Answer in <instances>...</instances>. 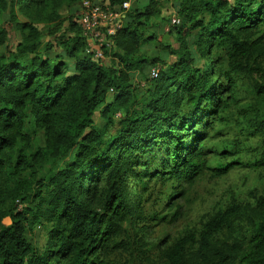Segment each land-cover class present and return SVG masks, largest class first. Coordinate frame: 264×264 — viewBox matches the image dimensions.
Masks as SVG:
<instances>
[{
	"label": "trees",
	"instance_id": "16d2710c",
	"mask_svg": "<svg viewBox=\"0 0 264 264\" xmlns=\"http://www.w3.org/2000/svg\"><path fill=\"white\" fill-rule=\"evenodd\" d=\"M82 1L0 0V264H106L102 251L124 225L146 222L138 187L153 179L190 184L202 171L205 133L234 100L228 93L236 79H251V93L264 100V0L175 2L180 22L171 26V16L166 28L178 48L165 46L176 58L164 70L160 58L140 56V47L156 39L152 20L160 0L143 6L107 0L112 8L128 1L129 8L121 27L106 34L101 58L87 46L79 13L69 22L73 36L58 35L59 10ZM36 23L46 25L62 54H41ZM134 72L146 77L138 88L152 85L140 102L130 84ZM250 110L241 130L264 140V111ZM119 111L118 128L106 138L94 116L112 124ZM38 132L43 146L34 145ZM61 160L32 195L18 182L22 173L37 174L45 163ZM259 163L264 166V149ZM235 165L238 160L208 170L220 177ZM262 183L254 203L233 202L212 214L194 249L180 243L167 248L166 264H264ZM20 204L26 206L18 211ZM43 222L52 228L40 252L25 234Z\"/></svg>",
	"mask_w": 264,
	"mask_h": 264
},
{
	"label": "rangeland",
	"instance_id": "374dc122",
	"mask_svg": "<svg viewBox=\"0 0 264 264\" xmlns=\"http://www.w3.org/2000/svg\"><path fill=\"white\" fill-rule=\"evenodd\" d=\"M129 1L132 5L136 0ZM137 2L138 6H143L147 0H137ZM175 2L178 0H160V14L152 20L154 26L152 30L156 33V39L140 47V56L148 57L149 60L155 57L162 60L158 63L161 70L170 66L176 58L165 49V46L174 50L178 48L174 33L165 30L167 20L176 15L173 7ZM76 3L63 6L58 12L63 23L58 35H64L65 39L73 36L68 32V27L69 22L77 19L81 9V2L77 5ZM20 20L28 21L23 16H20ZM35 25L41 33V54L50 55L51 58L62 54V49L54 41V37L48 35L46 25L44 23ZM17 39L20 40L19 35ZM2 54L4 49L0 47V55ZM109 59L110 57L104 63L108 65ZM129 77L130 84L135 90L133 94L140 102L147 97V91L152 85L144 89L137 87L138 82L146 78L143 73L134 72ZM252 86L253 82L246 76L236 79L231 93H228L233 94L234 100L224 112L219 113L205 133L206 138L202 143L204 167L190 184L186 181L177 182L174 179L167 181L153 179L147 183L145 189L138 187L146 222L132 228L124 225L125 229L122 233L113 237L102 251V259L106 264H166L167 248L180 243L187 250L194 249L202 224L216 211L226 208L233 202L254 203L262 194L264 166L260 165L259 159L264 149L263 135L241 130L242 123L247 119L245 114L249 115L251 106L264 111V100L251 93ZM119 113L116 117L109 115L112 124H108L105 118L95 114L94 123L106 132V138L114 134L118 128L123 116L121 111ZM34 145H44L42 132L36 134ZM224 149L228 153H222ZM236 160L239 161V165H235L220 177H216L208 170L217 164ZM63 162L64 160H61L55 165L45 163L38 169L37 174L36 171L33 174L26 171L18 178V182L27 183L31 189L28 194L32 195L36 190L37 182L50 170L63 165ZM14 184H16L14 181L10 183L11 186ZM25 206L20 204L17 207L18 211ZM12 207L15 208L14 204ZM32 208L34 209L33 203ZM26 218L30 222L31 216L26 215ZM4 223L8 224V218ZM39 226L36 224L30 229L27 228L25 235L30 245L42 252L47 245L52 224L43 222Z\"/></svg>",
	"mask_w": 264,
	"mask_h": 264
},
{
	"label": "built area",
	"instance_id": "2783aa9c",
	"mask_svg": "<svg viewBox=\"0 0 264 264\" xmlns=\"http://www.w3.org/2000/svg\"><path fill=\"white\" fill-rule=\"evenodd\" d=\"M129 8V2H123L121 6L111 7L107 1L83 0L79 12L80 22L83 29V35L87 40V46L90 51H95V57L101 58L100 48L105 44V36L113 35L121 27V20L124 12ZM179 19L173 16L170 25H178ZM169 30V27L165 29ZM108 46L109 44L106 43ZM151 78L157 76V70H151Z\"/></svg>",
	"mask_w": 264,
	"mask_h": 264
}]
</instances>
